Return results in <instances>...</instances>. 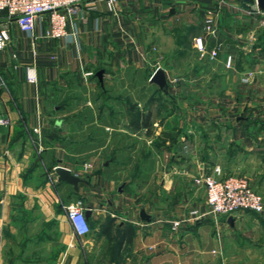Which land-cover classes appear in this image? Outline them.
<instances>
[{"label":"crops","instance_id":"crops-1","mask_svg":"<svg viewBox=\"0 0 264 264\" xmlns=\"http://www.w3.org/2000/svg\"><path fill=\"white\" fill-rule=\"evenodd\" d=\"M95 5L92 9L83 6L82 14L87 19H80L76 34L58 39L33 38L13 23L9 26V42L0 50V116L8 120L0 124V260L7 264H106L99 261L103 252L130 255L127 264H150L142 255L150 252L148 245L165 246L171 233V218L167 216L177 211L172 216L179 217L180 208L188 203L206 202L204 186L191 181L195 175L220 163L225 173H244L264 185V50L260 47L252 48V68L256 72L253 70L255 77L249 85L241 81L246 69L226 68L224 64L230 46L223 45L220 57L210 60L221 66L219 73L211 74L205 89V95H210L205 117H197L203 111L202 103L192 100L202 92H196V82H192L193 92L183 100L173 94L171 119L158 106L156 118L160 122L152 126L150 137L154 176L150 183L151 179L144 180L146 187L140 198L108 177L105 170L95 169L93 161L92 166L87 165L89 158L85 160L81 147L84 142L76 135L88 124L87 118L98 123L102 111L107 108L115 112L117 104L106 102L95 107L69 102V82L105 61L101 58L103 50H115L116 42L126 44L133 31L132 26L104 24L105 1L97 0ZM108 62L113 68L121 62L132 66L136 61L125 56ZM28 67L35 69L37 80H28ZM107 92L110 89L103 87L100 96ZM244 92L252 93V97L245 99ZM148 100L143 106L146 111L151 106ZM230 111H238L233 120ZM151 121L156 122L153 114ZM58 164L87 181L74 185L60 179ZM154 177L159 179L155 188L161 193L157 204L152 203V189H148ZM78 198L83 199L86 209H92V227L95 223L101 226L109 211L116 217L112 224L120 234L111 233L107 243L108 235L103 232L75 234L67 205ZM142 209L149 216H142ZM233 217L232 227L240 218L238 214ZM122 234L125 242L118 247L113 238ZM230 238L224 236L227 250ZM231 249L229 254L235 261L242 259L240 246ZM135 257L139 259L133 261ZM183 260L174 264H186Z\"/></svg>","mask_w":264,"mask_h":264},{"label":"rangeland","instance_id":"rangeland-1","mask_svg":"<svg viewBox=\"0 0 264 264\" xmlns=\"http://www.w3.org/2000/svg\"><path fill=\"white\" fill-rule=\"evenodd\" d=\"M255 2L257 1L121 0L115 11L106 10L104 24L132 26L133 31L130 41L126 44L116 42L115 50H103L101 58L105 61L93 65L92 74L88 75L85 71L81 77L71 79L69 82L70 95L67 100L69 102L92 104L95 107L106 102L117 104L115 112H110L107 108L102 111V119L98 123H93L92 117L87 118L90 119L88 124L79 135H76L84 142L81 147L85 160L89 158L88 161H93L95 169L105 170L108 177L115 178L116 183L122 184V188L125 187L130 194H139L140 198L141 190L146 187L144 180L146 178L150 180L154 176L151 171L150 151L153 143L150 137L154 132L152 126L156 127L160 122V119L156 118L158 106L161 108L160 112L165 111L164 114L169 119L172 118L175 106L172 104L171 96L163 91H157L158 84H152L148 79L149 75L157 66L164 67L168 82L172 84L171 91L180 101L193 92L192 82H196V92L200 90L202 92L192 100L202 103L200 108L203 111L197 113V117H205L206 104L210 102L208 99L210 95H205L208 82L213 72L219 73L218 66H221V63L210 61L214 58L199 51L195 45V37L204 33V18L207 14L213 13L219 26L217 40L222 42V46H230L229 49L237 54L234 67L246 69L241 81L249 85L255 77L254 71L256 72L255 68H252L254 62L252 48L260 40L264 44V12L252 8ZM221 49L223 50V47ZM125 56L133 58L136 62L127 67L123 62L113 68L112 65H108L110 58L119 57L122 60ZM103 67L106 68L103 73V87L110 89L111 92L103 94L102 97L100 96L102 85L96 72ZM244 93L247 94L245 99L252 97V93ZM233 99H237V96L234 95ZM147 100L151 105L149 111L156 122L150 121L149 127L140 128L133 122V118L138 108L146 113L143 106ZM236 112L238 111L229 112L231 120L235 119ZM249 179L264 194V185L256 184L255 180ZM126 181L127 184L123 185ZM191 181L195 185L194 177ZM151 184L148 189H152L149 196L151 195L153 203L161 194L155 188L159 186V179L154 177ZM199 197L204 200L203 196ZM175 198L176 195L171 199ZM207 210V201L203 204L200 202L196 205L191 203L183 205L178 214L182 219L179 228L177 230L171 228L164 247H161L160 243L148 245L147 249L150 252L142 255L143 261H151L150 264H174L183 258L182 262L186 264H224L225 261L227 264H264V212L240 215L239 211L236 213L240 217L239 221L232 227L224 217H217ZM174 213L167 216L171 218L170 226ZM111 217V212L108 211L104 223L99 227L95 223L91 232L102 233L103 228L111 223V233L117 234L118 227L112 224L116 217H112V220ZM184 228L190 230L184 233L185 235L182 234ZM225 235L231 237L228 239V250ZM108 237L106 236V243L111 239ZM124 242V235L113 238V243L118 247H123ZM233 245L242 249L239 253L242 259L239 261H235L229 254ZM130 257L108 255L107 252H103L99 256V261L106 264L113 261L114 264H127ZM137 259L139 257H135L133 261ZM0 264H7V261L0 260Z\"/></svg>","mask_w":264,"mask_h":264},{"label":"built area","instance_id":"built-area-1","mask_svg":"<svg viewBox=\"0 0 264 264\" xmlns=\"http://www.w3.org/2000/svg\"><path fill=\"white\" fill-rule=\"evenodd\" d=\"M97 0H0V50L10 39L9 26L16 24L20 30L30 34L33 38L48 37L58 39L69 33L76 34L80 19L86 20L83 15V6L95 8ZM108 11H115L121 0H104ZM253 9L264 12L257 2ZM36 29L39 31L36 33ZM204 33L195 37L196 48L207 53L210 58L220 54L222 42L217 40L219 26L217 17L209 13L204 18ZM236 56L233 51L225 53L224 64L227 68L235 66ZM92 74V71H87ZM27 77L30 81L37 80L33 67L27 68ZM247 76L244 77L246 80ZM7 118L0 116V124L7 123ZM92 166L91 162L87 163ZM196 185L204 186L208 213L217 217H224L228 222L230 215L239 211L264 212V194L250 181L249 177L240 173H225L220 163L214 164L207 172L194 176ZM67 215L73 232L84 235L91 231L92 226L86 215L83 199L78 198L67 205ZM181 218L172 220L171 228L177 230ZM227 264V261L224 262Z\"/></svg>","mask_w":264,"mask_h":264},{"label":"water","instance_id":"water-1","mask_svg":"<svg viewBox=\"0 0 264 264\" xmlns=\"http://www.w3.org/2000/svg\"><path fill=\"white\" fill-rule=\"evenodd\" d=\"M256 1L258 4V7L263 10L264 9V0H256ZM104 71H105L104 68H101L96 72L101 83H103ZM149 79L151 82L157 83L161 89L168 92L169 82H168L167 73H166V70L164 67L157 66L155 68V70L152 72V74L150 75ZM56 171L59 174L60 179L67 180L68 182H70L74 185H77L79 183V181H87V179L79 176L77 173L73 172L69 167L64 166L62 164H58L56 166ZM91 211H92L91 208L86 209V215L88 217H89ZM141 214H142V216H149V214L144 209L141 210ZM228 221L230 224H233L234 223V217L232 215H230L228 217Z\"/></svg>","mask_w":264,"mask_h":264},{"label":"trees","instance_id":"trees-1","mask_svg":"<svg viewBox=\"0 0 264 264\" xmlns=\"http://www.w3.org/2000/svg\"><path fill=\"white\" fill-rule=\"evenodd\" d=\"M255 47H260L262 50H264V44L262 43L261 40L256 45H254V48ZM102 88H103V86H102ZM157 91H159V92L163 91L165 94L171 96V98L173 97V93L171 91L170 84H169L168 92L164 91L160 87L157 88ZM130 110H132V109L130 108ZM134 115L133 116L135 118H133V120H134L133 122H135L138 127H140V128L149 127L150 121H151V112L149 110L146 111V113H145L143 110L138 108L136 114H134ZM252 212H254V211H252ZM110 219L112 220L113 218L111 217ZM91 226H92V224H91ZM103 232H105L108 236H111V226L108 225L107 227L103 228Z\"/></svg>","mask_w":264,"mask_h":264}]
</instances>
